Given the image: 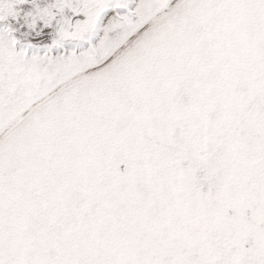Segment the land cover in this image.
Segmentation results:
<instances>
[{
  "label": "snow or ice",
  "instance_id": "6c2138e0",
  "mask_svg": "<svg viewBox=\"0 0 264 264\" xmlns=\"http://www.w3.org/2000/svg\"><path fill=\"white\" fill-rule=\"evenodd\" d=\"M0 264H264V0H0Z\"/></svg>",
  "mask_w": 264,
  "mask_h": 264
}]
</instances>
